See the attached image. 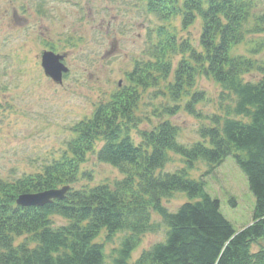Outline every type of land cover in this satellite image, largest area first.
<instances>
[{"label":"trees","instance_id":"1","mask_svg":"<svg viewBox=\"0 0 264 264\" xmlns=\"http://www.w3.org/2000/svg\"><path fill=\"white\" fill-rule=\"evenodd\" d=\"M140 1L146 13L168 23L154 30L155 62L150 59L135 67L129 75L131 85L99 105L90 118L76 122L70 128L73 138L59 158L40 172L15 180L0 178V264H264V246L252 248L264 241V61L259 64L235 53L248 34L264 35V13L254 15L255 0ZM177 17L184 29L199 20V48L177 38L169 26ZM176 54L180 58L168 87L176 96H189L184 104L188 112L193 113L201 100V92L188 90L198 75L218 83L222 96L234 98L233 107L223 119L214 116V125L202 127V141L191 146L178 143V128L168 120L154 130H142L136 144L129 132L136 87L145 88L152 71L167 78ZM252 71L261 73L260 78L245 81L244 75ZM178 107L166 112L175 113ZM98 141L102 146L97 159L117 168L123 177L112 184L72 187L80 177V164ZM169 152L183 158L185 166L157 174ZM229 156L246 176L254 197L251 222L240 230L222 214L219 199L206 191L203 176H188L197 160L207 164L209 174ZM64 185L70 189L61 200L28 207L15 203L19 194ZM175 192L185 193L191 201L170 212L162 200ZM152 213L167 228L165 240L131 262L140 236L154 230ZM54 216L66 223L55 225ZM102 229L107 239L117 232L129 233L110 263H105L103 244L95 241ZM22 235L24 240L15 243Z\"/></svg>","mask_w":264,"mask_h":264},{"label":"rangeland","instance_id":"2","mask_svg":"<svg viewBox=\"0 0 264 264\" xmlns=\"http://www.w3.org/2000/svg\"><path fill=\"white\" fill-rule=\"evenodd\" d=\"M253 13H264V0H255ZM163 24L168 25L146 13L140 0H0V178L15 180L40 172L45 164L59 158L67 141L73 138L70 128L90 118L99 105L108 103L117 92L119 81L121 86L131 85L127 72L132 64L150 59L155 62L154 30ZM169 24L180 41L188 40L199 48V20L186 29L181 27L179 17ZM51 49L65 55V64L70 69L61 84L45 76L40 65L43 50ZM235 53L263 63L264 35L248 34ZM179 58V54L173 57L167 78L152 71V81L145 88L136 87L133 122L129 124L134 143L141 141L142 130H154L160 122L168 120L178 128V143L191 146L202 141L199 134L202 127L214 125L211 120L214 116L223 119L225 111L233 107L234 98L222 96L218 83L198 75L188 90L201 92V100L195 103L193 113L188 112L184 104L189 96L184 93L176 96L168 87L174 80L173 70ZM260 76L261 73L252 71L243 78L256 82ZM174 105H179L178 110L168 114L166 108ZM100 146L102 141L87 153L80 164V177L72 187L112 184L123 177L117 168L97 159ZM184 166L183 158L169 152L167 163L157 174L173 173ZM207 170V164L197 160L188 176L195 179L203 176L206 191L219 199L220 211L236 230L249 225L254 197L233 157L226 158L209 174ZM186 201L191 199L185 193L175 192L162 203L174 212ZM53 220L55 225L66 223L58 216ZM152 221L154 230L140 236L131 262L142 251L165 240L167 228L162 219L152 213ZM128 235L121 231L107 239L105 229L100 231L95 241L103 244L105 263L112 261ZM25 237L19 236L15 243ZM261 246L264 241L252 248L256 251Z\"/></svg>","mask_w":264,"mask_h":264},{"label":"water","instance_id":"3","mask_svg":"<svg viewBox=\"0 0 264 264\" xmlns=\"http://www.w3.org/2000/svg\"><path fill=\"white\" fill-rule=\"evenodd\" d=\"M63 56L56 55L53 52L45 51L41 57V66L46 76L52 78L55 82L61 83L62 73L67 71V68L61 63ZM69 186H64L59 189H50L37 193H24L18 196L16 203L20 206H42L48 204L53 199H61Z\"/></svg>","mask_w":264,"mask_h":264},{"label":"flooded vegetation","instance_id":"4","mask_svg":"<svg viewBox=\"0 0 264 264\" xmlns=\"http://www.w3.org/2000/svg\"><path fill=\"white\" fill-rule=\"evenodd\" d=\"M132 68H133V64H132V67H131V69H132ZM131 69H130V70H131ZM127 73H129V72H127ZM121 85H122V82H121V81H119V82H118V86H121Z\"/></svg>","mask_w":264,"mask_h":264}]
</instances>
